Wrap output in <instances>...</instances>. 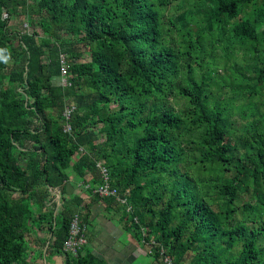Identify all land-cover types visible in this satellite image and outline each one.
<instances>
[{
  "label": "trees",
  "instance_id": "16d2710c",
  "mask_svg": "<svg viewBox=\"0 0 264 264\" xmlns=\"http://www.w3.org/2000/svg\"><path fill=\"white\" fill-rule=\"evenodd\" d=\"M86 196L148 264H264V0H0V264H108Z\"/></svg>",
  "mask_w": 264,
  "mask_h": 264
},
{
  "label": "crops",
  "instance_id": "0c3cea01",
  "mask_svg": "<svg viewBox=\"0 0 264 264\" xmlns=\"http://www.w3.org/2000/svg\"><path fill=\"white\" fill-rule=\"evenodd\" d=\"M73 190V189H72ZM89 204L88 207V228L92 229L90 234H95L91 240L90 247L93 248L95 254L102 256L108 264H126L128 259L137 258L141 256L143 248H141L131 234L128 232L127 242L128 246H122L119 243V234L124 236V228L117 225L115 214L112 219H109L105 211V205L101 201L92 202L88 196L84 197ZM99 213H98V212ZM98 213V214H97ZM122 230V231H120ZM120 260L117 261V259ZM143 264V263H140ZM151 264H157L152 262Z\"/></svg>",
  "mask_w": 264,
  "mask_h": 264
},
{
  "label": "rangeland",
  "instance_id": "374dc122",
  "mask_svg": "<svg viewBox=\"0 0 264 264\" xmlns=\"http://www.w3.org/2000/svg\"><path fill=\"white\" fill-rule=\"evenodd\" d=\"M33 2H31L30 1V3H29V6H31V5H33L32 4ZM35 18V17H34ZM25 16L23 15V14H19L14 20H13V22H12V27H14L15 28V30H18V31H24L23 29L24 28H27V27H25ZM27 30V29H26ZM73 158H75V159H77L78 157H76V156H74ZM22 163V162H21ZM67 177H68V180H69V182H71L74 178H75V173H74V171H69L68 172V174H67ZM87 179H88V177H87ZM69 182H67V188H68V192H70V191H72V186L70 185V183ZM98 212V211H97ZM99 213V212H98ZM97 213V214H98ZM114 213H110V214H108V216H111V215H113ZM113 218H116V214H115V217H113ZM126 230V229H125ZM122 231V230H120V231H122V232H124V236H121L120 234H119V237H118V239H119V243L124 247V246H128V243H126L127 242V237H128V232H126V231ZM92 231V229H90V228H88V234H89V232H91ZM45 236V233H42L41 234V232H36L35 231V234L34 235H32V236H29L27 239H26V241H27V244L29 245V247L32 249V250H30V251H32L31 252V254H30V256H29V258L31 259V258H34V259H36L37 258V253H38V250H37V247L35 246L36 245V242H35V239L37 238V237H44ZM145 250V249H144ZM147 250V249H146ZM146 250H145V252H146ZM37 252V253H36ZM145 252H141L140 254H145ZM32 254H34V255H32ZM39 256V255H38ZM190 258V256L188 257V259ZM34 259H32L33 261H35ZM42 259V257H41V255L39 256V258L37 259V260H41ZM55 261H53V259L51 260H48V264H62L61 262H62V259H61V257H59V258H57V259H54ZM118 260H120V258H118L117 259V261ZM149 260H152L151 258H148L147 259V257L146 256H144V255H141V256H138L137 258H132V259H128L127 260V263L126 264H138V263H143V264H148L146 261H148L149 262ZM188 261V260H187ZM42 263V262H41Z\"/></svg>",
  "mask_w": 264,
  "mask_h": 264
},
{
  "label": "built area",
  "instance_id": "2783aa9c",
  "mask_svg": "<svg viewBox=\"0 0 264 264\" xmlns=\"http://www.w3.org/2000/svg\"><path fill=\"white\" fill-rule=\"evenodd\" d=\"M66 73V71L64 69H62V74L64 75ZM73 108H65L64 112H63V116L66 120H69L71 112H72ZM65 132H69L70 131V126L68 125V123H66L64 125V129ZM102 173L105 174L104 178H103V184L97 186L94 190V193H97L99 196L104 197L107 196L109 193L110 194H114L115 191H111L109 192L108 190V184H104L105 181H108V176L106 175V170L103 168L102 169ZM56 198H59V195L55 194ZM136 220V219H134ZM85 229H81L80 225H79V220L78 217L74 218L72 224H71V230H70V237L68 239V241L65 243L64 245V249L66 251H70V252H75L76 249L85 244L86 243V239L83 235ZM161 260L163 261L164 264H178L175 263L169 256L164 255V252H161Z\"/></svg>",
  "mask_w": 264,
  "mask_h": 264
}]
</instances>
